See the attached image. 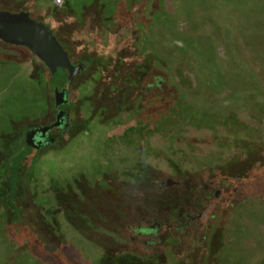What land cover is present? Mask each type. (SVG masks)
I'll return each mask as SVG.
<instances>
[{"label": "flooded vegetation", "instance_id": "af4514ba", "mask_svg": "<svg viewBox=\"0 0 264 264\" xmlns=\"http://www.w3.org/2000/svg\"><path fill=\"white\" fill-rule=\"evenodd\" d=\"M0 14L47 26L59 42L82 28L97 39L116 32L139 70L132 103L126 91L106 93L85 117L75 91L96 83L83 81L84 66L70 59L82 69L69 84L67 70L64 82L0 34L4 264H236V215L264 200L238 201L210 183L199 204L161 222L141 218L140 181L252 178L254 147L264 154V0H0ZM197 57L215 77L197 74Z\"/></svg>", "mask_w": 264, "mask_h": 264}, {"label": "trees", "instance_id": "16d2710c", "mask_svg": "<svg viewBox=\"0 0 264 264\" xmlns=\"http://www.w3.org/2000/svg\"><path fill=\"white\" fill-rule=\"evenodd\" d=\"M87 29L82 28L81 34L77 40L69 34H61L58 36L63 48L67 51L72 62L79 63L84 66L81 73L83 81H93L96 87L95 95L100 99L101 95L108 93L107 97L112 100L118 99L120 93L125 92L129 87H134L135 81L133 78L138 75L139 70L131 62L134 59V53L125 51L121 48L122 40L116 32L110 35L101 37L100 39L91 38L85 33ZM128 41H125L126 45ZM77 45H81L76 49ZM94 45V50H87V46ZM58 76L64 82H67L66 72L59 69ZM125 77L122 83L121 79ZM124 89V91H123ZM113 96L116 99H113ZM25 152L21 151L16 158L12 171L20 172L23 167ZM254 158L258 165L252 167L254 173L250 180H217V181H178L174 185H168L167 182L158 179L141 180L140 188L145 191V201L140 203L141 218L147 217L161 222H169L175 220L185 209L186 202L190 205L192 203L199 204V200L203 199V190L210 187V183L216 189L231 191V193H222L228 195H235L236 200L253 199L264 200V154L262 149H253ZM212 188V186H211ZM14 193V192H13ZM7 194L6 191L4 195ZM250 195V196H247ZM5 197V196H4ZM6 198H8L6 196ZM188 204V205H189ZM14 220L19 221L22 213H15ZM23 234L27 233L32 236L31 230L20 229ZM35 232V230H33ZM43 234L45 238H50L52 233L48 229H40V235Z\"/></svg>", "mask_w": 264, "mask_h": 264}, {"label": "rangeland", "instance_id": "374dc122", "mask_svg": "<svg viewBox=\"0 0 264 264\" xmlns=\"http://www.w3.org/2000/svg\"><path fill=\"white\" fill-rule=\"evenodd\" d=\"M251 8H253L255 11H258V7L256 5H251ZM195 70L197 74L202 78H212L215 77L216 74L211 69L210 66H208L207 63H205L204 60H202L200 57H197L195 61ZM135 90L134 87H129L126 90L127 97L130 99L134 94ZM96 87L93 83H87L83 86H79L77 90L75 91L76 97L78 99H85L87 102L84 105V116L87 117L89 115V110L91 108H94L93 106L100 105L98 104V101L96 99ZM244 95H239L240 98H243ZM113 99H116L115 96H113ZM110 100V99H109ZM0 119L3 118L5 121L6 114L3 112L0 114ZM2 117V118H1ZM2 123V121H1ZM2 127L0 128L1 131ZM99 130V129H98ZM85 145V144H83ZM85 147V150L82 149V158L86 156V160H88V152L89 145L87 144V147ZM120 153H123V150L119 149ZM126 154V153H125ZM74 154L67 155L66 158L73 157ZM213 157H211V160ZM53 160L51 157L46 159V162H52ZM66 160V159H65ZM84 160V161H86ZM83 161V160H82ZM199 162V160H198ZM205 162H208L205 160ZM41 172L43 173H50L51 172V165L49 163H44L40 166ZM67 232L71 233V230L69 228L66 229ZM232 233L233 237L236 241V248L234 249L232 255L230 256V259L235 262L236 264H264V258L257 259L259 253H264V206L261 204L253 205V207H248V209L242 211V209L237 213L234 225L232 227ZM235 243V242H234ZM85 247V246H84ZM7 249L8 247L0 240V264L5 263V259L7 257ZM259 252V253H258ZM263 260V261H261ZM258 261V262H257Z\"/></svg>", "mask_w": 264, "mask_h": 264}, {"label": "water", "instance_id": "95a60500", "mask_svg": "<svg viewBox=\"0 0 264 264\" xmlns=\"http://www.w3.org/2000/svg\"><path fill=\"white\" fill-rule=\"evenodd\" d=\"M0 34L14 43L30 47L35 54L40 55L53 74L60 68L67 70L69 84L82 69L81 65L76 67L71 63L67 51L47 26L24 17L0 14Z\"/></svg>", "mask_w": 264, "mask_h": 264}]
</instances>
